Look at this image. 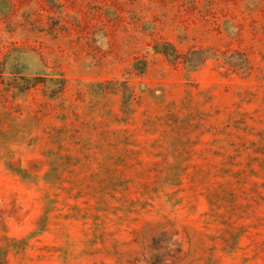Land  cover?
Returning <instances> with one entry per match:
<instances>
[{
  "label": "rangeland",
  "instance_id": "obj_1",
  "mask_svg": "<svg viewBox=\"0 0 264 264\" xmlns=\"http://www.w3.org/2000/svg\"><path fill=\"white\" fill-rule=\"evenodd\" d=\"M0 264H264V0H0Z\"/></svg>",
  "mask_w": 264,
  "mask_h": 264
}]
</instances>
